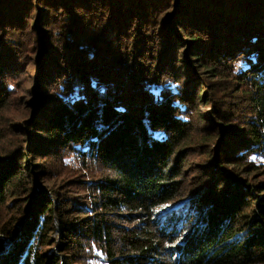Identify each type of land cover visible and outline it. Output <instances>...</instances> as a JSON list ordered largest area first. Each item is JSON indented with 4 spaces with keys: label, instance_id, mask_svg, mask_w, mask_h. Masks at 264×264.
I'll use <instances>...</instances> for the list:
<instances>
[{
    "label": "trees",
    "instance_id": "obj_1",
    "mask_svg": "<svg viewBox=\"0 0 264 264\" xmlns=\"http://www.w3.org/2000/svg\"><path fill=\"white\" fill-rule=\"evenodd\" d=\"M0 264H264V0H0Z\"/></svg>",
    "mask_w": 264,
    "mask_h": 264
},
{
    "label": "rangeland",
    "instance_id": "obj_2",
    "mask_svg": "<svg viewBox=\"0 0 264 264\" xmlns=\"http://www.w3.org/2000/svg\"><path fill=\"white\" fill-rule=\"evenodd\" d=\"M34 77H32L33 79ZM28 81H31L30 79H24V86L27 85ZM13 117L18 120V119H21V118H24L23 115H21L19 112H16V113H13ZM177 206V204H168L166 206H164V209L166 210H170V209H173Z\"/></svg>",
    "mask_w": 264,
    "mask_h": 264
}]
</instances>
